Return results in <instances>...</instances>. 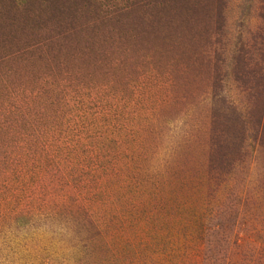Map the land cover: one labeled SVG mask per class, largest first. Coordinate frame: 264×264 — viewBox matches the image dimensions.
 <instances>
[{
	"label": "rangeland",
	"instance_id": "1",
	"mask_svg": "<svg viewBox=\"0 0 264 264\" xmlns=\"http://www.w3.org/2000/svg\"><path fill=\"white\" fill-rule=\"evenodd\" d=\"M0 264H264V0H0Z\"/></svg>",
	"mask_w": 264,
	"mask_h": 264
}]
</instances>
